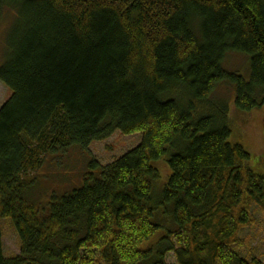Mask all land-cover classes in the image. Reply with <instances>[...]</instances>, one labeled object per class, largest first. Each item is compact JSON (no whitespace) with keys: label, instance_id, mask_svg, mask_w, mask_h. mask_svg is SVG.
I'll return each instance as SVG.
<instances>
[{"label":"trees","instance_id":"trees-1","mask_svg":"<svg viewBox=\"0 0 264 264\" xmlns=\"http://www.w3.org/2000/svg\"><path fill=\"white\" fill-rule=\"evenodd\" d=\"M0 220L18 255L0 264H264L240 254V231L264 213V175L231 144L228 104L264 107V0H0ZM246 55L249 76L223 69ZM229 90V89H228ZM116 131L140 143L82 186L36 205L51 161ZM170 176L158 187L153 161ZM95 173H97L95 175ZM34 180V181H33ZM165 227V230L163 229Z\"/></svg>","mask_w":264,"mask_h":264},{"label":"rangeland","instance_id":"rangeland-1","mask_svg":"<svg viewBox=\"0 0 264 264\" xmlns=\"http://www.w3.org/2000/svg\"><path fill=\"white\" fill-rule=\"evenodd\" d=\"M14 19V15L8 12L0 22V64L5 53L4 37ZM224 70L235 72L248 78L249 59L246 55L230 53L222 63ZM229 89V90H228ZM220 85L216 94L219 99H224L229 108V118L232 122V135L229 138L231 144H241L250 154V167L258 174L264 175V107L250 112H241L234 105V91ZM10 90L0 82V108L10 97ZM141 140V133L122 134L116 131L108 139L93 142L89 152L74 149L64 155H59L52 161L48 158L42 168L30 179H34L33 189L29 199L42 207L50 201L51 196L70 192L83 184L84 175L91 170L88 165L95 159L99 164L106 165L127 151L136 147ZM151 166L159 172L158 187L165 185L169 176L166 157L153 161ZM97 173H95L96 175ZM254 223L243 228L239 237L242 245L240 254L248 260L257 258L264 261V213L254 207ZM2 229L3 253L5 256H15L20 252V244L10 219L0 220ZM165 230V227H163ZM167 264H177L173 253L166 255Z\"/></svg>","mask_w":264,"mask_h":264}]
</instances>
